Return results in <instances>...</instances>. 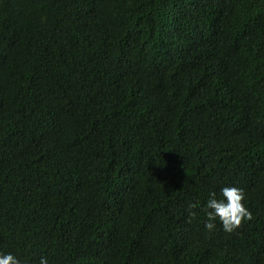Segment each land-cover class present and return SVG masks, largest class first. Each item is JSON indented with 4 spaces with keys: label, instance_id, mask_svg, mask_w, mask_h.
<instances>
[{
    "label": "trees",
    "instance_id": "trees-1",
    "mask_svg": "<svg viewBox=\"0 0 264 264\" xmlns=\"http://www.w3.org/2000/svg\"><path fill=\"white\" fill-rule=\"evenodd\" d=\"M0 252L264 264V0H0Z\"/></svg>",
    "mask_w": 264,
    "mask_h": 264
},
{
    "label": "clouds",
    "instance_id": "clouds-1",
    "mask_svg": "<svg viewBox=\"0 0 264 264\" xmlns=\"http://www.w3.org/2000/svg\"><path fill=\"white\" fill-rule=\"evenodd\" d=\"M219 195L218 199L215 191L208 193V199L201 208L206 217L203 227L211 232L219 222L224 232L232 233L241 226L242 221L251 218L250 211L242 203L244 192L239 187L224 186L220 188ZM197 207H200L199 201L189 204L190 209ZM189 215H194V213L190 212ZM0 264H21V260L11 252H0ZM38 264H49V260L41 255Z\"/></svg>",
    "mask_w": 264,
    "mask_h": 264
}]
</instances>
